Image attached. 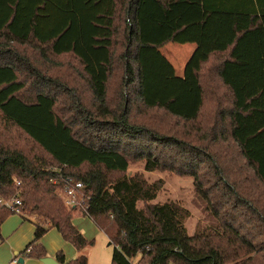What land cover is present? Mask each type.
Masks as SVG:
<instances>
[{
  "label": "trees",
  "instance_id": "trees-1",
  "mask_svg": "<svg viewBox=\"0 0 264 264\" xmlns=\"http://www.w3.org/2000/svg\"><path fill=\"white\" fill-rule=\"evenodd\" d=\"M167 42L196 44L183 77ZM27 49L71 62L50 75ZM139 162L192 177L209 222L188 234L185 207L152 203L161 180L128 173ZM65 178L83 206L63 204ZM15 194L47 223L16 256L44 257L54 227L79 251L59 264H87L77 211L111 264H264V0H0V200Z\"/></svg>",
  "mask_w": 264,
  "mask_h": 264
},
{
  "label": "rangeland",
  "instance_id": "rangeland-1",
  "mask_svg": "<svg viewBox=\"0 0 264 264\" xmlns=\"http://www.w3.org/2000/svg\"><path fill=\"white\" fill-rule=\"evenodd\" d=\"M189 45L191 44L189 43L179 44V43L169 42L163 45L160 50L165 56L170 57L169 52L172 51L171 48L178 47L180 49L178 53H175V55L177 56V58L179 55V58L181 59V57L182 58L185 57L188 51L187 46ZM181 49L185 50L184 56L180 52ZM27 51L31 52V54L33 52L32 50L30 51V49H27ZM175 55L174 57H176ZM37 57H38L37 54L31 55V59L35 62V64L37 66H40L41 69L45 73L50 74V75L53 74L56 76H61L60 74L62 72L61 70L67 69V66L71 62L70 61L71 59L69 56H58V57H51L52 64H41L42 60ZM178 69L179 68H177V70ZM155 113H156L155 111H149L148 114H141L137 116L138 118L144 119L148 117L149 115H153ZM159 118H160L162 125L165 127V131L167 133L173 134L172 132L173 130L181 129L182 123L178 122L179 125L177 126L176 119L170 118L168 116L167 117L161 116V113L157 112L155 120H159ZM191 134H192V137H190V141L193 142L192 141L193 131L191 132ZM136 171L143 172L144 176L150 182L161 180L162 187L160 191L158 192L157 196L152 200V203L175 201L179 203L181 206L185 207L189 211V217L185 221V227H186L188 234H192V232L194 231L198 223L206 224L209 222V219L206 217V215L202 211L201 201L195 195L192 177L180 176V175H177L169 171H161V170H155L152 172L144 171L143 163L141 162L132 164L131 166H129L128 173L131 174ZM56 191L58 193L60 192L58 190ZM14 215H17V214L14 213ZM26 215H27L26 216L27 219L31 220L32 222H35V220H39L41 224L45 223L44 219L42 218L40 219L38 217H35L34 215H29L27 213ZM77 218L82 220L83 222H86L85 223L86 226H83L85 227V230H84L85 232L84 234L83 233L82 234L86 240L92 241V244L86 246L83 249V253L87 257V264H111V257H112V253L114 250V245L112 243L108 244L110 241L107 238L106 234L101 229H99L89 217H86L85 215L79 213V216H77ZM28 259H36V258L25 257L26 261Z\"/></svg>",
  "mask_w": 264,
  "mask_h": 264
},
{
  "label": "crops",
  "instance_id": "crops-1",
  "mask_svg": "<svg viewBox=\"0 0 264 264\" xmlns=\"http://www.w3.org/2000/svg\"><path fill=\"white\" fill-rule=\"evenodd\" d=\"M186 43H189L191 45L187 46L188 51L185 57L183 58L181 57V59L179 58V55H178V58L175 55V53H178L180 49L178 47L171 48L172 51L169 52L170 57L165 56L161 52L165 56V58L171 63V65L174 68L175 74L179 77H183L186 62L188 61L189 57L191 56V54L196 48L195 43H191V42H186ZM179 44H185V43H179ZM180 52L184 56L185 50L181 49ZM174 55L176 57H174ZM177 68L179 69L177 70ZM17 215H14V213L10 214L9 216L5 218V220L0 225V240H1L0 241V264H7L11 260L13 255L23 251L27 247V245L34 238L36 223L43 225V226L47 225L45 221H44L45 223L41 224L39 220H35L36 222H32L31 220H28L26 216H22L20 214H17ZM77 216H79V212L75 211L71 221L73 225L75 226V228L81 234L82 233L84 234L85 227L83 226H86L85 224L86 222H83L82 220L78 219ZM39 242L41 243V246L43 247L45 251V256L52 257L56 261H57L56 254L59 251L62 252L65 260H70L76 257L77 255H79V251H77L75 247H73L72 244L66 241L61 236L59 231L54 227L48 228L47 231L41 236ZM108 244H111V242H109ZM18 257L23 259V262H22L23 264H42L39 259H28L26 261L25 257H22V256H18ZM22 263L17 262L16 264H22ZM57 263L59 264L58 261Z\"/></svg>",
  "mask_w": 264,
  "mask_h": 264
},
{
  "label": "built area",
  "instance_id": "built-area-1",
  "mask_svg": "<svg viewBox=\"0 0 264 264\" xmlns=\"http://www.w3.org/2000/svg\"><path fill=\"white\" fill-rule=\"evenodd\" d=\"M81 188L82 185L80 182H73L71 178H65L63 180L62 201L66 207L72 208L84 205V197L79 193V190ZM0 203L8 208L11 212L20 214L22 200L19 197V194H15L8 200H0ZM18 258V256L13 255V257L7 264H16L18 262Z\"/></svg>",
  "mask_w": 264,
  "mask_h": 264
},
{
  "label": "water",
  "instance_id": "water-1",
  "mask_svg": "<svg viewBox=\"0 0 264 264\" xmlns=\"http://www.w3.org/2000/svg\"><path fill=\"white\" fill-rule=\"evenodd\" d=\"M39 260H40V262L42 264H58L57 261L54 258L49 257V256H44V257L40 258ZM18 262L19 263H22L23 262V259L22 258H19L18 259Z\"/></svg>",
  "mask_w": 264,
  "mask_h": 264
}]
</instances>
